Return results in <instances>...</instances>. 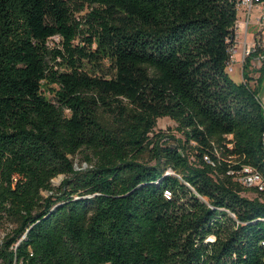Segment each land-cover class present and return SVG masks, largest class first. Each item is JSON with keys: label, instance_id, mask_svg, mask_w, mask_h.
<instances>
[{"label": "trees", "instance_id": "16d2710c", "mask_svg": "<svg viewBox=\"0 0 264 264\" xmlns=\"http://www.w3.org/2000/svg\"><path fill=\"white\" fill-rule=\"evenodd\" d=\"M239 3L0 0V264H264V192L236 180L264 181V63L228 73Z\"/></svg>", "mask_w": 264, "mask_h": 264}, {"label": "built area", "instance_id": "2783aa9c", "mask_svg": "<svg viewBox=\"0 0 264 264\" xmlns=\"http://www.w3.org/2000/svg\"><path fill=\"white\" fill-rule=\"evenodd\" d=\"M255 9L263 14L256 19V24H254L256 28L252 34L251 15ZM240 11L244 12L245 17L242 22L239 21L235 43L231 47L228 66L232 73L237 64H241L243 71L247 59H251V65L255 68H259L264 63V3L260 0H240ZM251 35L254 37L253 42L250 40ZM236 178L240 180V183H256V190L264 192V181L258 177L256 170L252 167L240 170Z\"/></svg>", "mask_w": 264, "mask_h": 264}, {"label": "rangeland", "instance_id": "374dc122", "mask_svg": "<svg viewBox=\"0 0 264 264\" xmlns=\"http://www.w3.org/2000/svg\"><path fill=\"white\" fill-rule=\"evenodd\" d=\"M77 9H79V8L77 7ZM85 13H86L85 11L84 12L83 11H75L74 17H75L76 21L79 23L85 22L84 21ZM262 14H263L262 12H259V10H256V9L253 11V13L251 15V23L253 25L252 30H251L252 34H254L253 31L256 28L254 26L255 20L258 17L262 16ZM241 15H242V12L239 10L238 18L241 17ZM81 27H82V29L86 28V26L84 24ZM83 37L84 36L81 35L80 39L77 40L75 42V44L80 45V46H84V38ZM250 40H251V42H253V40H254L253 35H251ZM63 41L64 40L61 39L60 37H54V38L49 40L48 45L52 49H63ZM239 58H240V56H239ZM105 70H107V67L105 68ZM228 73H229V68H228ZM230 77L237 84H241L243 82V75H242L241 69L238 66L235 67L233 73H230ZM262 88H264V84L262 85ZM261 91L263 92L264 89H261L260 92ZM263 107H264V101H263ZM156 130H157V132L166 133L167 136H173L177 140L184 141L183 136L180 134V132L177 129V124L169 118L160 119L158 121V126H157ZM73 161H74L76 171L86 170V169L90 168V166L87 164V162H85L83 154L78 155L76 158L73 159ZM65 179H66L65 176H59L58 178L54 179L53 180V187L56 189L60 188ZM236 180L238 182H240V180H238V178H236ZM242 184L248 188H251V187L255 188L256 187V183H242ZM49 195H50L49 193H44L45 197H48ZM244 196L247 198H250V199H254L258 195L256 193L247 192V193H244ZM14 229L15 228L13 226H5L2 229H0V250L5 248L6 240L10 235L13 234Z\"/></svg>", "mask_w": 264, "mask_h": 264}, {"label": "crops", "instance_id": "0c3cea01", "mask_svg": "<svg viewBox=\"0 0 264 264\" xmlns=\"http://www.w3.org/2000/svg\"><path fill=\"white\" fill-rule=\"evenodd\" d=\"M244 17H245V15H244V12L242 13V15H241V17H239L238 18V23H237V27H239V21L240 22H242V20H244ZM254 24H256V20H255V23ZM237 66L241 69V72H242V75H243V71H242V66H241V64H237ZM264 84V82L262 83V85ZM262 85H261V87H260V90L261 89H264V88H262ZM259 97H260V100H261V102H262V104H263V101H264V91L262 92H260V94H259Z\"/></svg>", "mask_w": 264, "mask_h": 264}, {"label": "bare ground", "instance_id": "6f19581e", "mask_svg": "<svg viewBox=\"0 0 264 264\" xmlns=\"http://www.w3.org/2000/svg\"><path fill=\"white\" fill-rule=\"evenodd\" d=\"M239 10H240V3H239V5H238V12H239ZM230 73H232V72H231L230 67H229V74H230ZM263 144H264V140H263Z\"/></svg>", "mask_w": 264, "mask_h": 264}]
</instances>
